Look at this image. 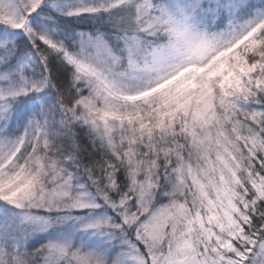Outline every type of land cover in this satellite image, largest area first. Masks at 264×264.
Masks as SVG:
<instances>
[{
	"label": "snow or ice",
	"instance_id": "6c2138e0",
	"mask_svg": "<svg viewBox=\"0 0 264 264\" xmlns=\"http://www.w3.org/2000/svg\"><path fill=\"white\" fill-rule=\"evenodd\" d=\"M0 264H264V0H0Z\"/></svg>",
	"mask_w": 264,
	"mask_h": 264
}]
</instances>
